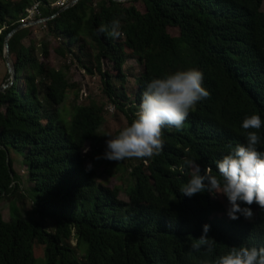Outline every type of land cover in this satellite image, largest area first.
Wrapping results in <instances>:
<instances>
[{"label": "trees", "instance_id": "obj_1", "mask_svg": "<svg viewBox=\"0 0 264 264\" xmlns=\"http://www.w3.org/2000/svg\"><path fill=\"white\" fill-rule=\"evenodd\" d=\"M34 1L35 18H46L43 27L56 40L53 53L97 73L104 99L126 126L154 78L196 68L210 97L198 102L181 129H163L160 155L126 164L106 160V176L116 177L108 186L92 166L87 169L84 150L105 151L106 144L97 147L106 139L98 134L104 103H74L78 86L66 78L68 66L49 63L46 42L38 50L22 42L29 26L13 32L7 44L15 76L0 90V200L8 202V219L0 215V264H35L34 246H41L43 264H214L232 247H252L258 235L264 238L258 205H251L249 222L232 220L226 197L180 192L190 179L185 159L218 174L215 161L246 143L244 118L256 114L264 121L263 0H128L140 1L143 12L116 0H76L60 12L49 6L53 0H0V55L4 36ZM115 19L119 38L98 31ZM167 26L176 27L178 36L167 34ZM127 58L140 67L129 73L131 87L122 68ZM103 61L113 73L101 68ZM5 78L4 84L7 73ZM67 93L73 102L64 118L59 106ZM258 135L264 151V125ZM9 149L21 154L36 218L22 217L16 207L25 195ZM204 224L214 239L211 253L191 247Z\"/></svg>", "mask_w": 264, "mask_h": 264}, {"label": "clouds", "instance_id": "obj_2", "mask_svg": "<svg viewBox=\"0 0 264 264\" xmlns=\"http://www.w3.org/2000/svg\"><path fill=\"white\" fill-rule=\"evenodd\" d=\"M98 31L107 32L113 38L122 35L118 19L107 27L101 26ZM203 80V72L196 68L150 80L142 93L136 118L118 135L105 134L110 138L106 140L104 153L96 159L115 162L140 159L147 162L145 158L160 155L164 146L163 129H181L198 102L210 97ZM262 125L264 121L259 115L244 118L241 127L246 132V143L236 145L232 152L215 161L218 174H213L211 167L204 168L202 172L196 161L185 159L184 167L190 170V179L180 192L187 197L204 192L213 197H226V214L232 220L243 216L249 222L254 216L253 204L264 211V151L257 147L261 142L258 130ZM87 169H91L90 164ZM202 228L200 238L195 239L191 247L195 251L203 248L211 253L214 239L208 236L210 225L204 224ZM260 239L264 240L258 235L252 247H232L214 264H264V241ZM202 264H207V261Z\"/></svg>", "mask_w": 264, "mask_h": 264}, {"label": "rangeland", "instance_id": "obj_3", "mask_svg": "<svg viewBox=\"0 0 264 264\" xmlns=\"http://www.w3.org/2000/svg\"><path fill=\"white\" fill-rule=\"evenodd\" d=\"M124 1L125 5H133L138 11L143 12L144 6L140 1L136 2H128V0H122ZM260 10L264 11V0L261 2ZM36 19H33L34 21ZM28 27V26H26ZM30 33L27 37H25L22 42L24 44H28L30 42L34 43L36 46V50H38L39 44L42 42H46L47 48H48V61L54 68H60L63 70L64 65H67L68 68L65 70L66 78L69 81H72L77 84L78 91H77V99L74 103H85L88 99L93 100L96 103H104V113H103V123L99 127L98 134L102 138H106L104 141L97 144V147H100V145L106 144V140L110 137L105 136V134H112L116 130H122L124 127H126V121L124 117L116 112V110L107 103V101L104 99V96L101 92V83L100 78L97 73L88 74L83 68L78 65L74 60L70 61L69 56L67 58L58 57L55 55L52 51V46L55 45V39H53L45 30V27H43L42 22L32 23V25H29ZM166 32L172 37L178 36V29L176 27L167 26ZM38 56V55H37ZM10 58V57H9ZM11 61V59H10ZM102 69H105L108 71V73H113L114 71L111 70L110 64L103 61L101 65ZM124 73H126V86L131 87L132 85V77H130V72L132 74H136L140 67L132 58H127L122 66ZM6 68L4 61L2 59V54L0 55V85L4 84L6 81L5 78ZM106 101V102H105ZM72 95L71 93H67L65 99L63 100L62 104L59 106V113L64 118H67L70 105L72 104ZM138 112V111H137ZM137 114V113H136ZM87 149V161L88 164H90L97 176V180H99L101 183L106 184L108 186L113 185L115 183L116 177H110L108 178L105 173V168L108 164H106L105 159H96V157L100 155H96V152L89 148L88 145L85 146V149ZM9 155L12 162V168L17 174L20 182V190L24 193V199L22 202L17 203L16 207L21 214L22 217H31L36 218V215L33 213L31 209V195L32 192L29 189L30 183L26 179V172L21 162V154L18 152L13 151L12 149H9ZM134 159H127L121 161L122 163L126 164L129 161H133ZM135 161V160H134ZM136 162V161H135ZM115 163V161H109V164ZM125 177V175L123 176ZM118 197L120 199L126 200V196L120 192ZM215 198L221 199V195H216ZM225 207L227 208V204L225 203ZM0 215L3 220L8 219V202L5 199L0 200ZM47 225H50V222L46 221ZM71 244H74V239L70 240ZM33 257L35 259V264H43V258H42V248L41 246H34L32 249ZM40 260V261H39Z\"/></svg>", "mask_w": 264, "mask_h": 264}, {"label": "water", "instance_id": "obj_4", "mask_svg": "<svg viewBox=\"0 0 264 264\" xmlns=\"http://www.w3.org/2000/svg\"><path fill=\"white\" fill-rule=\"evenodd\" d=\"M76 0H70L66 3L65 6L58 8L56 12H60L63 9L70 7L71 5H73L75 3ZM116 1H122V0H116ZM52 17V16H50ZM46 18H37L34 21H26V22H21L19 23L17 26H15L13 29H11L9 32L6 33V35L3 38V42H2V59L4 61L5 64V68H6V73L8 75V82L6 84H2L0 85V90L4 89L6 87V85H9L12 80L14 79L15 76V70L14 67L10 61L9 58V53H8V44H7V40L8 38L11 36V34L13 32H15L16 30L22 28V27H26L29 25H32V23H37V22H43ZM7 152L5 151V159H7Z\"/></svg>", "mask_w": 264, "mask_h": 264}, {"label": "built area", "instance_id": "obj_5", "mask_svg": "<svg viewBox=\"0 0 264 264\" xmlns=\"http://www.w3.org/2000/svg\"><path fill=\"white\" fill-rule=\"evenodd\" d=\"M70 0H53L49 3L50 7H56V8H61L66 5V3ZM25 10V16L22 19V22L26 21H32L35 16H38V3L37 2H32ZM37 19V18H35Z\"/></svg>", "mask_w": 264, "mask_h": 264}]
</instances>
